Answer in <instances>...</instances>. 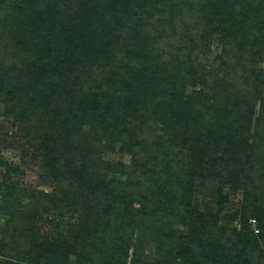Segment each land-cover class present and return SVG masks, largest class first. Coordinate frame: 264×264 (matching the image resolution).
I'll use <instances>...</instances> for the list:
<instances>
[{
    "label": "trees",
    "instance_id": "obj_1",
    "mask_svg": "<svg viewBox=\"0 0 264 264\" xmlns=\"http://www.w3.org/2000/svg\"><path fill=\"white\" fill-rule=\"evenodd\" d=\"M0 109L59 190L0 157L2 263L264 264V0H0Z\"/></svg>",
    "mask_w": 264,
    "mask_h": 264
},
{
    "label": "rangeland",
    "instance_id": "obj_2",
    "mask_svg": "<svg viewBox=\"0 0 264 264\" xmlns=\"http://www.w3.org/2000/svg\"><path fill=\"white\" fill-rule=\"evenodd\" d=\"M212 51L205 52L203 55V60L208 57L212 62L214 54H218L219 50L215 43H213ZM192 89V88H191ZM190 89V91H191ZM193 92V91H191ZM9 118L7 117L5 111L0 109V157L4 158L9 164L13 167H18V171L11 174V178L14 182H17L19 186L26 188L28 192H43V193H52L57 190L59 192L57 184H52L50 180L45 177L42 169L40 160L36 159L33 154V148L29 145H26L27 138L24 136V133L10 127ZM2 139H5L2 142ZM104 158L106 160L117 161V162H129V156H120L119 154H104ZM4 173V172H3ZM3 174L0 175V184L2 181ZM225 193H228L227 190H224ZM216 186L210 185L208 189L203 191L200 196V202L211 206L213 203H216ZM215 196V197H214ZM243 199V194L241 191H237L236 193L229 192L227 195V201L224 203V210H228L229 208L240 207L241 200ZM29 201V198L25 203ZM50 218L57 217L58 212H50ZM66 218L71 216L69 213L65 214ZM57 219V218H56ZM8 220V216L0 215V239L2 235V230ZM54 220V219H53ZM48 217L45 220V225L42 224V231L45 233H52L55 229L53 224ZM176 225V224H175ZM177 226V225H176ZM143 253L144 260L149 261L150 263L155 260L158 255L155 253L154 247L145 246ZM2 257H0V264H4Z\"/></svg>",
    "mask_w": 264,
    "mask_h": 264
},
{
    "label": "built area",
    "instance_id": "obj_3",
    "mask_svg": "<svg viewBox=\"0 0 264 264\" xmlns=\"http://www.w3.org/2000/svg\"><path fill=\"white\" fill-rule=\"evenodd\" d=\"M254 222V221H253Z\"/></svg>",
    "mask_w": 264,
    "mask_h": 264
}]
</instances>
